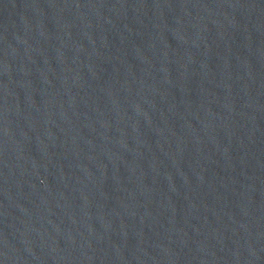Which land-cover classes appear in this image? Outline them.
I'll use <instances>...</instances> for the list:
<instances>
[{"label": "water", "instance_id": "95a60500", "mask_svg": "<svg viewBox=\"0 0 264 264\" xmlns=\"http://www.w3.org/2000/svg\"><path fill=\"white\" fill-rule=\"evenodd\" d=\"M0 264H264V186L61 0H0Z\"/></svg>", "mask_w": 264, "mask_h": 264}]
</instances>
